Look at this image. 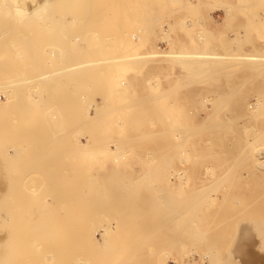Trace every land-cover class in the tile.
<instances>
[{"label":"rangeland","instance_id":"374dc122","mask_svg":"<svg viewBox=\"0 0 264 264\" xmlns=\"http://www.w3.org/2000/svg\"><path fill=\"white\" fill-rule=\"evenodd\" d=\"M2 1L0 117H4L3 124L9 130L12 125L15 127L11 131L17 132L18 139L16 142L15 134L9 136L5 132L0 137V196L10 192L14 198L20 196V202L25 196L26 204L22 201L21 208L27 204H32V208L27 205V212L20 208L30 218L23 217L22 212L21 219H27L25 224L39 220L34 224L37 228L29 222L25 225L35 236L21 235L29 243H21L18 238L22 247L18 242L16 248L17 240L10 239L12 233H6L5 241L0 242V255L7 254L12 261L4 259V255L2 263L7 260L4 264H10L16 257L21 259L13 264H264V142L259 144L264 141V0H52L45 4L19 0L17 4L25 9L37 7L31 14L17 13L18 5L14 11L13 0ZM170 47L211 55L189 59L194 62L191 64L189 60L145 56L142 65L137 59V64L136 60L135 64L126 61L111 66L89 62L66 69L75 60L130 52H168ZM52 49L57 51L51 52ZM61 51L69 59L64 61L65 67V57L59 61L63 54H55ZM251 53L261 55L262 63L253 64L240 55ZM50 54L57 56L54 62V58L48 59ZM199 68H205V73ZM40 71L54 73L50 80L47 77L34 81L33 76ZM25 75H29L30 82L26 79L24 83ZM4 76L13 78L14 83L23 77L24 80L15 86L11 85L12 79L7 81ZM14 87L18 90H12ZM5 90H11L6 93L11 94L10 100L2 101ZM37 94L39 99L35 98ZM256 99L261 101L257 110L252 106ZM11 105H19L21 111V106H27L23 111L25 121L20 118L23 112L17 109L15 113V108L11 109L15 106ZM95 105L99 109L94 115ZM28 127L31 130H26L25 137L23 128ZM5 136L6 141L14 136L16 144L5 142ZM47 179H58L59 183H54L61 186V191L55 192L53 187L57 186L52 181L47 184L53 186L51 191L47 187L51 193L44 189ZM72 179H85L81 183L85 190L75 189V185L69 192L66 188L75 184ZM66 180L71 182L67 181L69 186ZM60 181L66 184L61 185ZM79 183L76 182L78 186ZM90 186L92 193L88 191ZM43 197L51 203L48 206L52 210L44 206ZM9 202L10 199L2 202L5 205L0 217L17 211L19 216L18 204L13 207L19 209L16 211L4 207H9ZM43 206L47 215L51 210V222L59 217V231L68 225L76 228L83 221L79 225L87 227L91 243L99 238L96 245L86 240L91 247L84 243L83 246L77 241H82L77 235L80 230L70 227L68 231L78 232L75 235L80 239L68 232L74 236L65 242V228L59 234L65 233L64 239L61 236L65 240L62 245H71L62 247L59 236L57 246L52 244L50 235L56 232L50 230L57 225L52 222L53 229L52 224L48 223L49 229L44 225L48 216L43 217ZM64 210L74 213V219ZM52 211L55 220L51 218ZM11 219L10 225L7 217L3 218L6 223L0 219L1 234L5 226L12 227L16 218L14 222ZM63 221L68 225L64 226ZM17 223L14 224L20 226ZM42 226L52 233L47 232L50 238L43 237L47 233ZM103 226L112 227L107 239L104 235L108 227L104 232ZM44 238L49 239L47 246ZM9 239L14 240L15 247L8 246ZM75 243L83 246L79 247L80 252ZM53 245L57 250L52 252ZM20 249H29L22 253L31 254V259L30 255L24 258ZM96 249L99 253L104 250V254H95ZM40 251L48 258L41 256ZM91 257H98V261Z\"/></svg>","mask_w":264,"mask_h":264},{"label":"bare ground","instance_id":"6f19581e","mask_svg":"<svg viewBox=\"0 0 264 264\" xmlns=\"http://www.w3.org/2000/svg\"><path fill=\"white\" fill-rule=\"evenodd\" d=\"M1 1H2V0H1ZM6 1H7V0H6ZM6 1L4 0V1H2V2L7 3ZM9 1L12 2V0H9ZM13 1H15V3H16V4H15V3L13 2V5H12V6H14V11H15V9L17 8L16 11H17V13H19V14L22 13V12L25 13V14H31V13H35V11H37V7H36V8H27V9H25L23 6H20L19 4H17L19 0H13ZM21 1H22V0H21ZM30 1H31V2H35V3L40 2V3L45 4V3L51 2L52 0H30ZM16 5H18V6L15 8ZM223 17H224V16H223ZM223 19H224V18H223ZM170 26H171V25H170ZM172 27H173V25H172ZM174 27H175V26H174ZM170 30H171V28H170ZM168 32H169V31H168ZM170 32H171V31H170ZM202 38H203V36H198V39H202ZM76 40L79 41L80 39H79V38H76ZM168 40H170V39H168ZM78 41H77V42H78ZM170 42H171V41H170ZM177 43H178V42H177ZM167 44H168V43H167ZM171 45H172V44H171ZM178 45H179V44H178ZM169 46H170V45H169ZM172 46H173V45H172ZM175 47H176V46H175ZM184 48H185V47H184ZM117 49H118V47H117ZM168 49H169V48H168ZM170 49H172L173 51L170 50V51H168V52H161V51H162V50H161V51L158 52V53H147V54H145V55L140 54V52H137V53H139L140 55H139V54L137 55L136 53H132V52H130L132 55H131V54L129 55V53H126V54H125L126 56L120 54L119 56H118V55H116V56H113V55H112V56H110V57L105 56V57H101L100 59L96 58V59H92V60H79V61L75 60L76 62H72V64L69 63L70 66L66 65V67H68V68H66V69H67V70H68V69L70 70L71 67H73V68H75V67H81V66L87 65L89 62H91L92 64H95V63H100V64H101V63H102L101 65H103V66L106 65V64H110L109 66H111V63H112V65H113V63H124V62H126V61H127V63H128L129 61H130V62L132 61L131 64H133V63H134L133 61L136 60L135 63L137 64V61H138L137 59L141 60L140 63H141V65H142V64H144V61H142V58L145 57V56H146V57L148 56L147 58L169 57V58H172V60H173V59H177V60H180V61H182V62H185L186 60H189V59H194V60H195V59L200 58V57L205 58L206 56L211 55V54H206V53L197 54L195 51H188V50H174V48H171V47H170ZM185 49H186V48H185ZM54 51H57V50L52 49L51 52H54ZM114 51H115V50H114ZM118 51H119V50H118ZM164 51H166V50H164ZM108 52H109V51H108ZM56 53H59L60 55H59V54H58V55H59V57H60L64 52H62V51H61V52H55V54H56ZM141 53H143V52H141ZM16 54H17V53H16ZM18 54H19V53H18ZM64 54L66 55V53H64ZM64 54H63V56H62L63 58L60 57L59 61L64 59V57H65ZM117 54H118V53H117ZM127 54H128V55H127ZM0 55H1V53H0ZM2 55H3V54H2ZM21 55H22V54H21ZM56 55H57V54H56ZM233 55H235L234 57H237L238 54H233ZM240 55L244 58L245 61H247V60H248L249 62L251 61V63H253V64L258 63L259 61H260V62L262 61V59H261V55H259V54L251 53V54H240ZM3 56H4V55H3ZM50 56H51V57H50ZM53 56H55V55H54V54H50L48 59L50 60V58H51V60H53L52 58H54V60H53V62H54V61L56 60L55 58H56L57 56H56V57H53ZM66 56H67V55H66ZM121 56H122V57H121ZM4 57H5V56H4ZM8 57H9V55H8ZM59 57H58V58H59ZM6 58H7V57H6ZM68 58H69V57H68ZM70 58H71V57H70ZM147 58H146V59H147ZM1 59H2V56H1V58H0V61H1ZM165 59H166V58H165ZM51 60H50V61H51ZM68 60H69V59H66V57H65V60H63L62 65L64 64V61H68ZM183 60H184V61H183ZM200 60H201V59H200ZM2 61H3V59H2ZM180 61H179V62H180ZM190 61H191V60H189L188 62L190 63ZM202 61H205V60L202 59ZM47 62H48V61H47ZM53 62H52V63H53ZM61 62H62V61H61ZM61 62H60V63H61ZM138 62H139V61H138ZM145 62L148 63V61H146V60H145ZM151 62H152V61H151ZM164 62H165V61H164ZM241 62H242V61H241ZM50 63H51V62H50ZM104 63H106V64H104ZM135 63H134V64H135ZM171 63H173V62H171ZM186 63H187V62H186ZM191 63H194V62H191ZM191 63H190V64H191ZM246 63H247V62H246ZM261 63H262V62H261ZM198 64H200V61H198ZM139 65H140V64H139ZM139 65H138V66H139ZM141 65H140V66H141ZM164 65H165V64H164ZM187 65H188V64H187ZM258 65H259V64H258ZM260 65H261V64H260ZM29 66H30V65H29ZM63 66H64V65H63ZM63 66H61V67H63ZM132 66L134 67V65H132ZM138 66H137V67H138ZM140 66H139V67H140ZM189 66H190V65H189ZM251 66H253V65H251ZM256 66H257V65H256ZM27 67H28V66H27ZM31 67H32V66H31ZM64 67H65V66H64ZM101 67H102V66H101ZM107 67H108V65H107ZM183 67H184V66H183ZM246 67H247V66H246ZM248 67H249V66H248ZM253 67H254V66H253ZM250 68H252V67H250ZM66 69H65V70H66ZM199 69H200V68H199ZM202 69H203V67H202ZM206 69H207V68H206ZM194 70H195V69H194ZM196 70L198 71V69H196ZM200 70H201V69H200ZM204 70H205V68H204ZM204 70H201V71H203V73H205ZM12 72H13V71H12ZM40 72H41V73H38V72H37V73H38V76H36V77H35V75H34V76L32 75L33 78H34V81H35V80H36V81H38V80H39V81H42L41 79H46V78L49 77L50 75H51V77H52V74L54 73V72L51 73V72H43V71H40ZM254 72H255V71H254ZM256 72H257V71H256ZM256 72H255V73H256ZM15 73H16V72H15ZM37 73H36V75H37ZM195 73H196V72H195ZM197 73H198V72H197ZM199 73H201V72H199ZM199 73H198V74H199ZM207 73H208V72H207ZM207 73H206V74H207ZM9 74L11 75V73H9ZM9 74H8V75H9ZM12 74H13V73H12ZM16 74H17V73H16ZM192 74H194V72H193ZM8 75H7V76H8ZM14 76H16V75H14ZM14 76H13V77H14ZM26 76H27V75H25V80H24V77H23L22 79L19 77L20 79H19V78H18V79H19L20 81H21V80H24V83L27 82L26 79L28 80V82H30V79H29L30 77H29V75L27 76V78H26ZM198 76H199V75H198ZM251 76H252V75H251ZM4 77H5V76H4ZM17 77H18V76H17ZM21 77H22V76H21ZM28 77H29V78H28ZM5 78H6V77H5ZM14 78H16V77H14ZM31 78H32V77H31ZM33 78H32V79H33ZM36 78H39V79L37 80ZM6 79H7V78H6ZM11 79H12V81H10V82L12 83V82H13V78H11ZM11 79L9 78V80H11ZM16 79H17V78H16ZM16 79H15V80H16ZM48 79L50 80V77H49ZM160 79H161V78H160ZM9 80L7 79V81H9ZM19 80H18V81L16 80L17 83H16V82H15V83L18 84ZM195 80H196V79H195ZM25 81H26V82H25ZM32 81H33V80H32ZM45 81H46V80H45ZM10 82H9V84H10ZM1 83H3V82H1ZM15 83L13 82L11 85H13V84L15 85ZM22 83H23V81L20 82V84H22ZM37 83H38V82H37ZM3 84H5V83H3ZM3 84H2V86H3ZM9 84H8V85H9ZM6 85H7V84H6ZM11 85H10V86H11ZM2 86H1V87H2ZM15 86H16V85H15ZM11 87H13V86H11ZM9 88H10V87H9ZM10 89H11V88H10ZM16 89L18 90V88H16ZM16 89H15V87H14L12 90H16ZM38 89H39V84H38ZM17 90H16V91H17ZM6 91H8V90H5V93H4V91H3L4 94L2 95V96H3V100H2V101L10 100L9 95H11V94H9V95H7V94H8L11 90H10L8 93H7ZM16 91H15V92H16ZM38 91H39V90H38ZM6 93H7V94H6ZM10 93H11V92H10ZM14 94H15V93H14ZM14 94H13V95H14ZM38 95H39V94H37V96H36L35 98L39 99ZM10 97H11V96H10ZM12 101H13V100H11V102H12ZM13 102H14V101H13ZM16 102H18V101L16 100ZM16 102H15V103H16ZM15 103H14V104H15ZM252 103H253V102H252ZM247 104H248V103H247ZM20 105H21V104H20ZM97 105H98V104H97ZM97 105H95L96 108L94 109V115L96 114L97 110L99 109V107H97ZM260 105H261V101H259V99H256V100H255V105H254V103H253L252 106H255V110H257V108H259ZM11 106H15V105H11ZM18 106H19V105H16L15 107H11V109H12V108H15L16 110L13 109L14 112H15V111L17 112V109H18V112L20 113V112L25 111V110H26L25 107H27V106H25V107H24V106H21V107H23V111H21V109L19 110L20 107H18ZM247 108H248V107H247ZM245 109H246V108H245ZM252 110H253V109H252ZM255 110H253V111H255ZM11 112H13V111L11 110ZM14 112H13V114H14ZM16 112H15V113H16ZM23 113H24V112H23ZM23 113H20V115H21V116L25 115V113H24V114H23ZM4 115H5V114H4ZM10 116H11V118H12V116H13L12 113H11ZM15 117H16V114L14 115V118H15ZM93 117H94V116H93ZM0 118H2V117H0ZM3 118H4V117H3ZM3 118L0 119V132H2V134H1L2 136L0 135L1 138L4 137L3 135H5V134H3V132H5V133H9V136H10V135H11L10 133H12L11 130H13V132H14V129H15V127H14L13 125H12V128H13V127H14V128H13V129L10 128V130L8 129V127H6L7 124L4 126V124H3V122H4V121H3ZM20 118H21V120L23 119V120L25 121V117H24V116H23V117H20ZM23 120H22V121H23ZM1 123H2V124H1ZM4 123H5V122H4ZM25 125H28V124H25ZM25 125H24V126H25ZM7 126H8V125H7ZM5 127H6V128H5ZM9 127H10V126H9ZM26 127H27V126H26ZM7 129H8V130H7ZM23 130H25V131H24V132H23L22 130H21V131H22L23 133L26 132L25 134H23L21 131H20V132H21L23 135H25V137H26V136H28V135H26L27 132H28V131H26V130H31V129H29V127H28V128H26V129L23 128ZM10 131H11V132H10ZM15 132H16V131H15ZM30 132H31V131H29V133H30ZM192 132H193V131H192ZM194 132H195V131H194ZM29 133H28V134H29ZM90 133H91V132H90ZM180 133H181V132H180ZM186 133H187V132H186ZM196 133H199V131L196 132ZM13 134H15V135H14L15 137L17 136V135H16L17 132H16V133H12V135H13ZM86 134H87V133H86ZM92 134H93V133H92ZM188 134H189V133H188ZM193 134H194V133H193ZM172 135H173V134H172ZM175 135H176V134H175ZM177 135H178V134H177ZM184 135H185V134H184ZM184 135L181 134L180 136L182 137V136H184ZM190 135H191V133H190ZM14 136H12V137L15 138ZM19 136H22V135H19ZM7 137H8V136H7ZM12 137H11V141H10V139H9V141H10V143L12 142V144H13V143L16 141V139H18V138L16 137V138H15V141H13L14 139H13ZM25 137H24V138H25ZM177 137H178V136H177ZM177 137H176V138H177ZM186 137H187V136H186ZM8 138H10V137H8ZM8 138H7V140H8ZM22 138H23V136H22ZM22 138H21V139H22ZM27 138H28V137H27ZM174 138H175V137H174ZM25 139H26V138H25ZM208 140H209V138H208ZM2 141H3V139H2ZM4 141H5V142H9V141H6V136H5V138H4ZM21 141H22V140H21ZM23 141H24V140H23ZM205 141H206V139H205ZM212 141H213V140H212ZM5 142H4V143H5ZM16 142H17V141H16ZM16 142H15L14 144H16ZM19 142H20V141H19ZM208 142H209V141H208ZM263 142H264V141L261 140V143H260V141H259V144H262ZM206 143H207V142H206ZM255 144H256V143H255ZM255 144H254V146H255ZM256 145H258V144H256ZM173 147H174V146H173ZM258 149H259V148H258ZM6 150H8V149H6ZM187 150H188V149H186V152H187V154H188V151H187ZM252 150H253V149H252ZM190 153H191V151H190ZM187 154L185 153V155H187ZM188 156H189V155H188ZM255 160H256V159H255ZM253 161H254V160H253ZM209 171H210V170H209ZM207 172H208V171H207ZM207 172H206V173H207ZM180 176H181V175H180ZM180 178H181V177H180ZM49 180H50V179H49ZM53 180H54V181H53ZM55 180H56V179H52V180H50V181H52L51 184H52L53 186H55V185L57 186V187H56L57 189H55V187H53L51 184H50V186L53 187V189L55 190V192H56V190H59L58 192H60L61 190H60L59 188H60L61 186L59 187V186H58L59 184H57V183L55 184V183H54ZM72 180H73V181H71V182H75V184L72 183L73 185H71L70 188H69V187L66 188L67 190H68V189L70 190V191L68 190L69 192H71V188H74L75 185H76V188H75V189H77V187H78V190H79L80 187L83 188L84 185H85L84 183H83V184H84L83 186H82V184H81L82 182L85 181V179L82 180L81 182H80L81 179H80V180H76V181H74L75 179H72ZM90 180H91V179H90ZM90 180H89V182H90ZM44 181H45V180H44ZM50 181H48V179H47V183L44 182L45 185H46V187H44V189L46 188V190H47V187H48V188L50 189V191H51V188H52V187H50V186L47 185ZM61 181H62V180H61ZM61 181H60V182H61ZM67 181H68V180H66V182H67ZM56 182H58V179L56 180ZM68 182L71 183L70 181H68ZM68 182H67V184H66V183H64V181H63V183L66 184V186H67V185H68V186L70 185V184H68ZM76 182H78V183L80 182L79 184H81V185L78 186V185L76 184ZM86 182H88V181H86ZM53 183H54V184H53ZM58 183H59V182H58ZM61 183H62V182H61ZM63 183H62L61 185H64ZM87 184H88V183H86V185H87ZM90 184L93 185V180H91ZM88 185H89V184H88ZM72 186H73V187H72ZM6 187H7V186H6ZM58 187H59V188H58ZM62 187L64 188V186H62ZM92 187H93V186H90V188L88 187V188H89L88 191L91 190V193H92V191H93V190L91 189ZM63 188H61V189L64 190L65 188H64V189H63ZM86 188H87V187H86ZM5 189H6V188H5ZM49 189H48V190H49ZM75 189H73V190H75ZM93 189H94V188H93ZM3 190H4V189H3ZM6 190H7V189H6ZM48 190H47V191H48ZM54 190H52V191H54ZM73 190H72V191H73ZM81 190H82V189H80V191H81ZM84 190H85V187H84ZM84 190H83V191H84ZM4 191H5V190H4ZM50 191H48V192H50ZM68 191H67V192H68ZM80 191H79V192H80ZM69 192H68V193H69ZM73 192H75V191H73ZM77 192H78V191L76 190L75 193H77ZM7 193H8V192H7ZM50 193H51V192H50ZM89 193H90V192H89ZM0 194H1V193H0ZM5 194H6V191L4 192V194H2V195L0 196V205H2V206H0V209H1V207H3V205H5V203H4V204L2 203L3 201H5V199H10L9 204L12 202L10 205L8 204L9 207L4 206V207L7 208V209L12 207L11 210H13V209H14L13 207H17V206H18V208L20 209V208L23 206L22 204H21V206H20V203L23 201V198H24V200H25V196H24V197L21 196V197H22V198H21L22 200H21V202H20V199H19L20 196L17 197V196L14 194V195L18 198V199H16V197L14 198V196L11 195V193L9 192V195H8L9 198H7L8 196L5 195ZM45 194H46L47 196H49V193L47 194V193L45 192ZM45 194H44V195H45ZM46 195H45V196H46ZM59 195H60V194H59ZM4 196H5L6 198H5ZM10 196H12V197H10ZM45 196H44V197H45ZM47 196H46V197H47ZM61 196L63 197V199L66 197V195H65V196L61 195ZM44 197H43V198H44ZM49 197L51 198V196H49ZM57 197H58V196H57ZM67 197H69V196H67ZM4 198H5V199H4ZM58 198H59V197H58ZM58 198H57V199H58ZM60 198H61V197H60ZM2 199H3V200H2ZM11 199H12V201H11ZM14 199H15L16 203H14V202H15ZM46 199H47V198H44V200H45V201H44V204H45L44 206H46V207H48V209H50L51 206H48V205H51V203H47V202H46ZM63 199H62V201H63ZM65 199H67V198H65ZM17 200H18L19 203L17 202ZM27 200L30 201V202L32 203V201H31L32 199L30 200V199L27 198ZM27 200H26V202L29 203ZM48 200H49V199H48ZM53 201H54V199H53ZM59 201H60L61 204H62V201H61V200H59ZM59 201H58V202H59ZM64 201H65V200H64ZM64 201H63V202H64ZM45 202H46V203H45ZM65 202H66V201H65ZM67 202H69V199L67 200ZM70 202H71V201H70ZM7 203H8V201H7ZM23 203H25V202L23 201ZM17 204H18V205H17ZM25 204H26V203H25ZM58 204L60 205V203H58ZM65 204H66V203H65ZM65 204H64V206H66ZM8 205H7V206H8ZM11 205H12V206H11ZM16 205H17V206H16ZM27 205L29 206V209L32 208V204H31V205L27 204ZM27 205H25V207H27ZM52 205H53L52 207L54 208V204H52ZM59 205H58V206H59ZM30 206H31V207H30ZM44 206H43V211H42V212H43V214H44L43 217H46V216H48L49 214H51V210H52V208H51V210L49 211V213H48V215H47V214H46V211H45V209H44ZM58 206H55V207H58ZM69 206H70V205H69ZM69 206L67 205L66 207H69ZM25 207H24V208H25ZM49 207H50V208H49ZM18 208H17V209L15 208V209H16V210H19ZM24 208H23V209L21 208V209L24 210L25 212H27V209L25 208V209H26V210H25ZM27 208H28V207H27ZM64 208H65V207H64ZM7 209H6V210H7ZM15 209H14V211H16ZM21 209H20V211H21ZM29 209H28V212H30ZM48 209L46 208V210H48ZM2 210H3V209H2ZM59 210H62V208L59 209ZM4 211H5V209H4ZM9 211H10V209H9L8 211H5V212H9ZM20 211H19V216H20V217L18 216V211H17V212H14V213H11V216H12V214H13V216H15V214L17 213L16 216H18L19 218L16 217V216H15V217H11V216H10V212L8 213L9 215L4 216V217H7V218L9 219V220H8V221H9V225H10V218H12V219H11L12 222H14V219H15V218H16V220H19V221L22 220L21 222L17 221V222L20 223V224H18V223L16 222V220H15V222H14V223H17V225H20V226L17 227L16 224H14V223L11 222V223H12V224H11L12 227H8V226H9V225H8V226H5V227H7V228H4V227L2 226L1 228H2V229L4 228V233H2V234H4V235H2V234L0 233V234L3 236V237H2V236L0 235V236H1V237H0V242H1V241H2V242L5 241V236H7L8 234H9V236H11L10 234L12 233L13 238H12V237H11V238L9 237V238H10V239H16V240H17L16 242H14V243L16 244V245H15L16 248H18L19 246H21V243H22L23 241H25L26 243H28L27 238H25V237L28 236V235L31 236V235H30L31 233H29V231H31V230H29V228H27V226H25L29 221H27L26 224L24 223V220H27V219L29 220V219H30V218H28V217H25V216H28V213H27V215H26L25 212H23V211L20 212ZM64 211L66 212V210H64ZM5 212H3V214H4ZM11 212H12V211H11ZM22 212L25 214L24 216L21 215ZM35 212H36V211H35ZM35 212H34V213H35ZM47 212H48V211H47ZM56 212H57V211H56ZM58 212H60V211H58ZM58 212H57V213H58ZM62 212H63V211H62ZM65 212H64L63 214L68 213L69 215H67V216H70V213H71V218L75 216L74 213H72V212H70V213H69V211H67L66 213H65ZM0 213H2V212L0 211ZM52 213H53V215L51 216V218H52V220H55V218H54V216H55V215H54V212L52 211ZM6 214H7V213H6ZM32 214H33V213H32ZM45 214H46V215H45ZM63 214H62V215H63ZM33 215H34V214H33ZM72 215H73V216H72ZM2 216H3V215H2ZM21 216H23V217H25V218H27V219H25V218H24V219H23V218L21 219ZM30 216H31V214H30ZM30 216H29V217H30ZM36 216H38V215H36ZM57 216H58V215H57ZM63 216H64V215H63ZM67 216H66V219L69 218V217H67ZM4 217H3V218H4ZM9 217H10V218H9ZM33 217H34V216H33ZM64 217H65V216H64ZM64 217H63V219H62V218H61V219L64 220ZM76 217H77V216H76ZM3 218L0 217V219H2V220H3ZM36 218H38V217H36ZM49 218H50V216H48L47 218H44V223H45V220H46V222H47V223L44 224V223H43V219H42V214H41V219H42L41 221H42V224H44L45 226H47L48 229H49L48 226H51V225H48V223H49V224H52V222H55V221H52V222H51V221H50L51 219L49 220ZM53 218H54V219H53ZM56 218H57V217H56ZM58 218H59V217H58ZM58 218H57V219H58ZM71 218H69V219H71ZM31 219H33V218H31ZM47 219H48V221H50V222H48ZM57 219H56V222L54 223L55 225H57L56 228L54 227L55 225L53 226V224H52V227H50V229H51V228L53 229V227H54L55 229H54V230H50V231H51L52 233H53V231L56 232V233H55V234H52L49 230L47 231V232H50V233L52 234V235H50L51 238L48 236L49 233L46 232V229H47V228H46L45 226H44L45 228L42 226V227H43V230L45 229L44 231H43V230H42V231H43L44 233L46 232V233H47L46 235H43L44 233L41 232V230H40V232L38 231V229H36V230L40 233V235H43V237H45V238H46V237L50 238V240H49V239H48V240H49L52 244H56V243H58L59 241L61 242V240H62V237H61V236H63V239H64V236H65V235H68V236H66V237H67V241L62 240V243H59V244H61L62 247H67V248H68V246H70L71 244H66V246H64V245H62V244H64V241L67 242V243H68V240L72 241L73 236H74L75 234L78 233L77 231H76L77 233H75L74 230H73L72 233H74V235H73V236H70V235H72V233H71V230H72V229H75V230H78V229H79L80 231H79V233H78L77 235H79V237L82 239V241H81V240H77V241H78L79 243L81 242V244H82L83 246H84V244L86 245V243H85L86 240H87V241L90 240L89 242L91 243V238H92V237H90V236H92V235H91V234H88L89 230H86L87 227H86L85 225H84L85 227L82 226V228H81V226H80V225L82 224L83 221H81V222L79 221L81 224L78 223V225H76V224H77V221H74V222L76 223L75 225L77 226V227H76L77 229H76V228H73V227L71 228L70 226H72V225L69 226L68 224H66V225H68V227H64L63 230H65V228H67L66 231H65V232H67V233H66V234L64 233L65 235H64V234H63V235L61 234V236H60L59 234L61 233V231H62V232H64V231L61 230V229H62V228H61L62 225H61V226L58 225L59 221H58ZM69 219H67V221H68ZM73 219H74V218H72V220H73ZM76 219H77V218H75V220H76ZM79 219H80V218H79ZM79 219H78V220H79ZM2 220H1V221H2ZM62 220H61V221H62ZM3 221H5V220H3ZM31 221H32V220H31ZM38 221H39V220H38ZM38 221H36V222L34 221V222L37 223ZM41 221L39 222V224L41 223ZM70 221H71V220H70ZM70 221H68V222H70ZM25 222H26V221H25ZM57 222H58V223H57ZM64 222L66 223V221H63V224H64ZM0 223H1V222H0ZM5 223H6V221H5ZM5 223H4V224H5ZM22 223H24V224H22ZM29 223H31V225H34V224H35V223H32V222H29ZM70 223L73 224L72 222H70ZM21 224H22V225H21ZM46 224H47V225H46ZM79 224H80V225H79ZM83 224H84V222H83ZM83 224H82V225H83ZM2 225H3V224H2ZM5 225H7V224H5ZM31 225H28V226H31ZM66 225L64 224V226H66ZM75 225H73V226L75 227ZM14 226L17 227L20 231L18 230V232H17V230H16V228H15ZM34 226H35V225H34ZM78 226H79L80 228H78ZM22 227H23V228H22ZM35 227H36V226H35ZM40 227H41V226H40ZM69 227L71 228L70 231H68ZM103 227H104V226H103ZM103 227L101 228V230H104V232H105V230H106V228H107L108 226H105L104 228H103ZM8 228H9V229H10V228L12 229V231H11L10 233L5 232V230H7ZM20 228L24 229V231H23V230L21 231ZM25 228H27V229H25ZM31 228H33V227H31ZM31 228H30V229H31ZM36 228H37V227H36ZM58 228H61L60 231H59ZM84 228H85V229H84ZM109 228H110V229H109ZM14 229H15V230H14ZM107 229H108V230H107V233H106L104 236H106V235L109 234V231L112 229V227H108ZM28 230H29V231H28ZM33 230H34V229H33ZM33 230H32V233H33V232H36V230H35V231H33ZM56 230H57V231H56ZM0 231H2V230H0ZM9 231H10V230H9ZM15 231H16V232H15ZM26 231H28V232H26ZM87 231H88V232H87ZM20 232H21V233H20ZM22 232H24V234H22ZM25 232H26L27 234H25ZM68 232H70L71 234L69 233V234H70V235H69ZM104 232H103V234H104ZM6 233H7V235H6ZM36 233H37V232H36ZM39 233H38L37 237L40 236ZM41 233H43V234H41ZM103 234L100 235V236H103ZM21 235H26V236H25V237H22ZM53 235H55V236H53ZM56 235H57V237H56ZM29 236H28V237H29ZM33 236H35V235L33 234ZM33 236H31V237H33ZM58 236L61 238V239H59V241H57L58 239L56 240V238H59ZM69 236H70V239L68 238ZM16 237H17V238H16ZM31 237H30V238H31ZM37 237H36V238H37ZM41 237H42V236H40V239H42ZM53 237H55L54 239H55L56 241H53ZM79 237H76V235H75L74 238H76V239H80ZM18 238H19V239H22V240L20 241L21 243L18 241ZM45 238H44V240H45ZM104 238L107 239V236L104 237ZM10 239H9V240H10ZM23 239H24V240H23ZM25 239H26V240H25ZM65 239H66V238H65ZM94 239H95V238H94ZM98 239H99V238H97V240H93L94 242L91 243V244H94L95 241H98ZM28 240H29V239H28ZM44 240H43V242H46V245H45V246H47V243H48L47 241H48V240H47V239H46L45 241H44ZM102 240H103V239H102ZM7 241H8V240H7ZM13 241H14V240H13ZM13 241L10 240L9 242H10L11 245H8V246H12V245L14 246V244H12ZM38 241H40V240L38 239ZM41 241H42V240H41ZM41 241H40V242H41ZM52 241H53V242H52ZM74 241L77 242L76 240H74ZM74 241H73V242H74ZM103 241L105 242V240H103ZM103 241H102V242H103ZM9 242H8V244H9ZM18 242H19L20 245L18 244ZM29 242H32V238H31V240H29ZM40 242H39V243H40ZM106 242H107V241H106ZM51 243H49V244H51ZM69 243H70V242H69ZM79 243H78V245H79ZM83 243H84V244H83ZM96 243H97V242H96ZM3 244H4V243H3ZM17 244H18L19 246H18ZM28 244H29V243H28ZM41 244H42V245H40V246H43L44 243H41ZM59 244H58V247H59ZM72 244H74V243H72ZM102 244H103V243H102ZM23 245H24V243H23ZM67 245H68V246H67ZM75 245H76V243H75ZM88 245L90 246V244L87 243L86 246H88ZM94 245H96V244H94ZM8 246H7V247H8ZM15 246H14V247H15ZM17 246H18V247H17ZM24 246H27V245L25 244ZM24 246H23V249H25ZM56 246H57V244H56ZM56 246L53 245V247H52L53 250L51 249L52 252L54 251V249H56V248H54V247H56ZM83 246H81L82 249H83ZM92 246H93V245H92ZM98 246H99V245H98ZM1 247H2V243H1ZM7 247H6V248H7ZM21 247H22V246H21ZM75 247H76V248L78 247V250H77V251H79V247H80V246H77V245H76ZM75 247H74V248H75ZM81 247H80V248H81ZM90 247H91V246H90ZM90 247H89V248H90ZM6 248L4 247V249H6ZM16 248H14V249L16 250ZM27 248H30L29 245L27 246ZM43 248H44V250L47 249V248H45L44 246H43ZM43 248H40V249H43ZM49 248H51V246H49ZM60 248H61V247H60ZM70 248H72V246H71ZM94 248H95V247H94ZM94 248L92 247V250H93ZM96 248H98V247H96ZM100 248H101V246H100ZM100 248H99V251H100ZM103 248H104V247H103ZM0 249H1V248H0ZM9 249H10V248H8L7 251H8ZM11 249L13 250L12 247H11ZM23 249H22V250L20 249V250H21V251H20V254H21V255H22L24 252H26V251H27V253H28V250H29V249H28V250H23ZM58 249H59V248H58ZM61 249H63V248H61ZM72 249H73V248H72ZM85 249H86V248H85ZM87 249H88V248H87ZM101 249H102V248H101ZM12 250H11V251H12ZM17 250H18V249H17ZM17 250H16V251H17ZM44 250H41V251L44 252ZM56 250H57V249H56ZM56 250H55V251H56ZM70 250H71V249H70ZM88 250H89V249H88ZM90 250H91V248H90ZM7 251H6L5 253H7ZM22 251H23V253H22ZM41 251H40V255H41V256H45L44 254H46V253L44 252V254L42 255V252H41ZM46 251H47V250H46ZM48 251L50 252V249H49ZM60 251H62V250H60ZM64 251H65V250H64ZM67 251H68V250H67ZM74 251H75V250H74ZM80 251H81V250H80ZM80 251H79V252H80ZM97 251H98V249H96L95 254L97 253ZM99 251H98V253H99ZM0 252H1V250H0ZM2 252H3V251H2ZM9 252H10V251H9ZM12 252H15V251H12ZM12 252H10L9 254H11ZM18 252H19V250H18ZM29 252H30V251H29ZM31 252H32V251H31ZM49 252H48V253H49ZM62 252H63V251H62ZM71 252H73V251L71 250ZM75 252H76V251H75ZM75 252H74V253H75ZM79 252H77L78 255L80 254V255H83V256H84L85 253L82 252V254H81V253H79ZM84 252H85V251H84ZM101 252H102V251H101ZM54 253H55V252H54ZM56 253H57V252H56ZM66 253H67V252H66ZM74 253H73V255H74ZM87 253H89V252H86V255H87ZM93 253H94V252H93ZM12 254H13V253H12ZM15 254H17V253H15ZM15 254H13V255H15ZM20 254H19V256H20ZM32 254H33V253H32ZM50 254H51V253H50ZM89 254H92V253L90 252ZM95 254H94V255H95ZM99 254H102V255H103V254H104V250H103L102 253H99ZM2 255H3V254H2ZM4 255H5V254H4ZM4 255H3V256H4ZM6 255H7V254H6ZM6 255H5V256H6ZM17 255H18V254H17ZM26 255H30V256H28V257L31 259V256H32L31 254H23L24 258L26 257ZM58 255H59V253H58ZM60 255H61V254H60ZM67 255H68V254H67ZM75 255H76V253H75ZM78 255H77V256H78ZM207 255H208V254H207ZM3 256L1 257V255H0V257H1V259H0V260H1L0 264H4L5 261H7V260L12 261L10 257H9V259H8L7 256H6V257L4 256V257H5L4 259L7 258V260H5L4 263H2ZM8 256H9V255H8ZM11 256H12V255H11ZM19 256H18V257H19ZM23 256H21V257H23ZM33 256H34V255H33ZM41 256H40V258H41ZM63 256H64V255H63ZM12 257H13V256H12ZM51 257H54V258H55V257H57V256H56V255H55V256L53 255V256H51ZM66 257H67V256H66ZM66 257L61 258V256H60L61 259H65ZM94 257H95V256H94ZM94 257H93V258H94ZM98 257H99V256H98ZM98 257H97V258H98ZM102 257H103V256H102ZM33 258H34V257H33ZM45 258H48V257L45 256ZM45 258H44V259H45ZM54 258H53V259H54ZM84 258H85V257H84ZM89 258H90V255H89ZM91 258H92V257H91ZM93 258H92V259H93ZM97 258H94V259H97ZM4 259H3V260H4ZM19 259H21V258H19ZM19 259H16V257H15L13 260L16 262V261L19 260ZM26 259H27V257H26ZM26 259H25V260H26ZM41 259H42V261H43V258H41ZM53 259L51 258V260H53ZM55 259H58V257L55 258ZM61 259H60V260H61ZM66 259H67V258H66ZM71 259H72L73 262H74L75 258H72V257H71ZM78 259H79V258H78ZM85 259H86V258H85ZM92 259H91V260H92ZM100 259L102 260V258H100ZM25 260H23L22 262H24ZM51 260H49V261H51ZM60 260H59V262H60ZM89 260H90V259H89ZM89 260H87V261H89ZM101 260H99V262H100ZM14 261L11 262V263H12V264L15 263ZM46 261H48V260H46ZM55 261H57V260H55ZM65 261H66V260H65ZM65 261H64V262H65ZM76 261H77V259H76ZM94 261H95V260H94ZM96 261H98V259H97ZM52 262H54V260H53ZM59 262H58V263H59ZM62 262H63V260H62ZM62 262H61V263H62ZM67 262H69V260H67ZM80 262H81V261H80ZM89 262H90V261H89ZM89 262H88V263H89ZM6 263L8 264V262H6ZM11 263H10V264H11ZM45 263H46V262H45ZM48 263H49V262H48ZM48 263H47V264H48ZM74 263H75V262H74ZM84 263H86V261H84ZM88 263H87V264H88ZM95 263H96V262H94V264H95ZM102 263H103V262H102ZM16 264H17V263H16ZM19 264H20V263H19ZM25 264H26V261H25ZM41 264H42V263H41ZM53 264H54V263H53ZM59 264H60V263H59ZM76 264H79V261H77ZM81 264H82V263H81ZM97 264H98V263H97Z\"/></svg>","mask_w":264,"mask_h":264}]
</instances>
